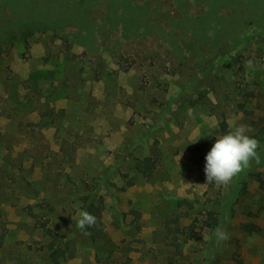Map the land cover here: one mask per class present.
Returning a JSON list of instances; mask_svg holds the SVG:
<instances>
[{
  "label": "rangeland",
  "instance_id": "1",
  "mask_svg": "<svg viewBox=\"0 0 264 264\" xmlns=\"http://www.w3.org/2000/svg\"><path fill=\"white\" fill-rule=\"evenodd\" d=\"M131 1L146 5L160 37L107 24V0H68L94 27L92 49L47 30L16 34L0 54V264H53L36 219L64 235L58 264H264V168L253 160L227 186H196L206 183L218 135L264 127V5ZM6 16L0 6L1 23ZM225 26L232 33L215 43ZM202 60L210 74L194 87L190 72ZM144 158L155 164L148 178L139 172ZM80 196L99 210L91 246L67 240ZM206 206L219 212L226 240L175 232L194 230ZM250 222L259 234L242 230Z\"/></svg>",
  "mask_w": 264,
  "mask_h": 264
},
{
  "label": "trees",
  "instance_id": "2",
  "mask_svg": "<svg viewBox=\"0 0 264 264\" xmlns=\"http://www.w3.org/2000/svg\"><path fill=\"white\" fill-rule=\"evenodd\" d=\"M257 1L264 5V0H252L250 5L252 6L257 4ZM0 6L5 7L9 11V15L13 16L11 19L6 16L8 20L4 23H1L0 21V54L12 45L16 34L25 38L34 33L46 32L47 30L52 31L54 34H57L59 31H63L64 40L72 37L80 46L87 49H92L94 47L92 44L94 42V27L88 20L83 19L79 15V12L76 11V7L72 8L74 5L69 4L68 0H0ZM106 6L108 13L105 22L107 24L118 26L121 23L123 29L132 35L139 33L140 29H142L144 34L160 37V32H162L160 26L153 25L152 23H149L148 19L144 18L146 16L145 4L144 6H139L132 4L131 0H107ZM261 11L264 13V6ZM201 20L203 21L205 18ZM66 25H73L77 27V29L73 33L65 34L64 28ZM260 25L264 26V16H261ZM232 30L233 29L229 26H225L220 35L216 36L215 43L220 41V37H227L231 34ZM204 37H206L205 34ZM221 45L222 43L220 42L219 46ZM173 48H177L179 50L177 45H173ZM257 48L264 52V43L258 44ZM197 65L199 68L197 70L193 68L189 76V81L194 87L200 84L206 85L204 80L207 75L210 74L209 70L211 69L209 61H198ZM251 136L259 142L264 141V127L256 129L254 134ZM258 155L259 161H256V165L264 168V151L260 150ZM138 167L142 176L148 178L151 176L155 168V164L150 160V158H144ZM257 181L262 187V196L264 199V173L262 177L257 176ZM23 185H26V183ZM80 200H82L83 203V210L93 214L97 219L96 225H98L99 210L94 208L93 198L91 196H80ZM25 208L28 216L35 220L37 216L33 212L34 207L29 205ZM203 215V219H197L198 222L194 221V230L190 227L186 230V232H184L177 226L175 228V232L185 236L186 239L194 240L201 239V231L203 230H209L211 234H214L213 230L220 225L217 216L220 215L219 212H216V209L213 208V206H206L204 207ZM35 221H38V224H36L37 228L41 229L44 237L48 239L46 245L41 248L44 252V259L51 261L53 264H58L65 257L63 244H65L66 240H64V235H61L49 228L47 226V222H41L39 219H36ZM172 222L175 223L176 220H173ZM241 227L247 234L260 233V228L251 222L246 223ZM195 228L197 230H195ZM85 231L87 233H93L96 230L95 227H90ZM75 238L78 242L87 246H91L94 243V238H90L89 234L86 235L74 225L69 232V238L67 240H73ZM2 239L3 237L0 236V247L2 245ZM173 245L178 252L181 248V244L177 242Z\"/></svg>",
  "mask_w": 264,
  "mask_h": 264
},
{
  "label": "clouds",
  "instance_id": "3",
  "mask_svg": "<svg viewBox=\"0 0 264 264\" xmlns=\"http://www.w3.org/2000/svg\"><path fill=\"white\" fill-rule=\"evenodd\" d=\"M248 63L251 65V61ZM250 131L247 126L238 125L216 137L215 143L205 156L206 183L196 186L202 187L207 183L227 186L239 173L250 167L253 160L259 161V141L248 134ZM96 223L97 219L93 214L82 210L75 226L87 235L90 233L85 230L94 227ZM213 232L218 241L228 238L227 233L220 227Z\"/></svg>",
  "mask_w": 264,
  "mask_h": 264
}]
</instances>
